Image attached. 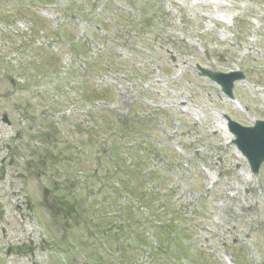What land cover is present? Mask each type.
Listing matches in <instances>:
<instances>
[{"label":"rangeland","instance_id":"1","mask_svg":"<svg viewBox=\"0 0 264 264\" xmlns=\"http://www.w3.org/2000/svg\"><path fill=\"white\" fill-rule=\"evenodd\" d=\"M197 65L244 74L241 113ZM260 88L264 0H0L7 181L49 191L0 218V264H264V163L219 130L264 120ZM156 222L174 247H153Z\"/></svg>","mask_w":264,"mask_h":264},{"label":"water","instance_id":"2","mask_svg":"<svg viewBox=\"0 0 264 264\" xmlns=\"http://www.w3.org/2000/svg\"><path fill=\"white\" fill-rule=\"evenodd\" d=\"M259 127H261V125H257V128H259ZM245 132L247 134L244 135V137L242 136L241 141H240V145L243 147L245 153H247L250 157H252V152L255 151V149L253 147V143H252V140H253L252 133L254 131L247 130ZM257 146H260V154H258L257 158L253 157L251 159L252 168L254 169V171H257L259 164L264 160V142H261Z\"/></svg>","mask_w":264,"mask_h":264}]
</instances>
